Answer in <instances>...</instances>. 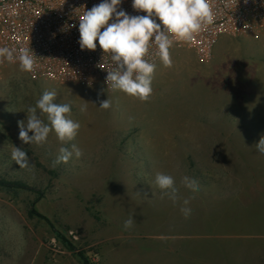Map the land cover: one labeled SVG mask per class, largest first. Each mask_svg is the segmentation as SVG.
I'll return each mask as SVG.
<instances>
[{
  "label": "rangeland",
  "instance_id": "1",
  "mask_svg": "<svg viewBox=\"0 0 264 264\" xmlns=\"http://www.w3.org/2000/svg\"><path fill=\"white\" fill-rule=\"evenodd\" d=\"M170 55L172 67L157 63L147 101L102 79L37 81L17 63L0 66V180L28 187L0 186V264H180L183 257L198 264L214 253L220 241L200 237L197 219L180 209L183 199L230 175L240 183L264 171L255 146L264 135V23L224 35L206 55L184 46ZM45 90H55V103L70 104L80 124L68 145L54 131L43 146L19 139L18 121ZM107 98L111 107L99 108ZM41 119L49 123L46 114ZM71 143L83 155L54 165L59 148ZM13 146L28 153L31 170L12 159ZM158 172L174 177L175 204L162 198ZM184 176L198 188L185 187Z\"/></svg>",
  "mask_w": 264,
  "mask_h": 264
},
{
  "label": "clouds",
  "instance_id": "2",
  "mask_svg": "<svg viewBox=\"0 0 264 264\" xmlns=\"http://www.w3.org/2000/svg\"><path fill=\"white\" fill-rule=\"evenodd\" d=\"M122 2L101 0L91 9L84 8L83 14L78 17V43L81 50L90 51H95L98 43L103 53L110 55L115 67L107 72L105 83L111 89L147 101L153 92L152 81L156 68L154 63L145 58L149 55L151 43L154 42L156 54L163 66L170 68L173 65L170 55L173 43L191 42L205 26L214 23L215 13L210 0H132V8L145 15H129L120 9ZM31 53H34L32 49ZM0 58L9 63L18 59L21 71L31 72L34 67L29 49L20 50L17 57L14 49L0 47ZM102 93L103 89L98 92V97ZM56 96L55 90H45L35 105L27 108L26 120L18 121L19 139L23 144L43 146L52 131L64 145L74 141L80 124L70 118L71 105L55 103ZM110 107V99L99 100V108L107 110ZM86 109L87 104H84L80 111ZM45 114L49 122L47 124L41 119ZM255 146L260 154H264V135ZM73 154L77 159L83 155L75 143H71V148L62 146L53 164L67 163ZM11 157L22 169L31 170L34 167L30 165L28 153L22 147L13 146ZM154 182L161 190L162 198L167 196L174 204L180 199L173 176L158 172ZM181 183L192 190L198 188L195 179L188 176L182 177ZM189 202L184 199V206L180 209L185 218L191 214V208L187 207ZM134 221L133 217L125 220V230L131 228Z\"/></svg>",
  "mask_w": 264,
  "mask_h": 264
},
{
  "label": "built area",
  "instance_id": "3",
  "mask_svg": "<svg viewBox=\"0 0 264 264\" xmlns=\"http://www.w3.org/2000/svg\"><path fill=\"white\" fill-rule=\"evenodd\" d=\"M101 0H0V47L29 49L34 67L32 79L61 84L86 85L93 79L106 81L114 69L109 54L97 43L95 51L79 46V16ZM214 23L205 26L191 42H174L200 55L208 54L226 34H244L264 23V0H210ZM120 9L129 15H145L132 8V0H123ZM75 25V26H73ZM31 49L34 53H31ZM157 48L150 45L149 62L160 61ZM9 63L0 58V66ZM11 63L19 64L18 59Z\"/></svg>",
  "mask_w": 264,
  "mask_h": 264
},
{
  "label": "crops",
  "instance_id": "4",
  "mask_svg": "<svg viewBox=\"0 0 264 264\" xmlns=\"http://www.w3.org/2000/svg\"><path fill=\"white\" fill-rule=\"evenodd\" d=\"M247 176L238 183L230 175L228 183L214 184V189L186 198L190 218L199 223V236L220 241L214 253L198 257V264H264V171ZM190 260L183 257L180 264H193Z\"/></svg>",
  "mask_w": 264,
  "mask_h": 264
},
{
  "label": "trees",
  "instance_id": "5",
  "mask_svg": "<svg viewBox=\"0 0 264 264\" xmlns=\"http://www.w3.org/2000/svg\"><path fill=\"white\" fill-rule=\"evenodd\" d=\"M0 186L8 188V189H18V188L28 189V187L25 184H23V183L8 182V181H5V180H0Z\"/></svg>",
  "mask_w": 264,
  "mask_h": 264
}]
</instances>
